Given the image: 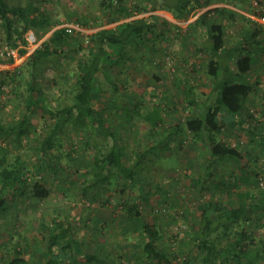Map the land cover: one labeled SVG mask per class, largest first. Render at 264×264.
<instances>
[{"label":"rangeland","instance_id":"rangeland-1","mask_svg":"<svg viewBox=\"0 0 264 264\" xmlns=\"http://www.w3.org/2000/svg\"><path fill=\"white\" fill-rule=\"evenodd\" d=\"M19 1L9 0L12 4H18ZM26 1L21 0L23 4ZM38 1L49 7L58 23L36 44L30 46V52L64 23L86 19L88 23L84 26L90 31L88 36L74 35L83 45L79 54L74 53L73 44L66 47L60 62L57 60L59 57L47 62L42 76L34 82L40 87L37 100L54 111L72 102L76 65L80 57L87 56L86 47L92 33L103 28H116L126 20L138 18H146L154 24L152 32L146 34L144 43L134 52L135 58L123 68L115 66L112 70L122 88L117 98L118 107L124 105L125 109L133 110L137 103L141 105V115H133L134 124L131 119L125 121V126L121 125L127 127L123 130V138L128 155L134 154L136 150H147L151 140L167 136L171 128L181 126L182 121L195 114V106L189 103L190 100L195 101L200 108L213 100L211 93L214 81L206 73V65L210 60L209 52L204 48L207 31L194 25L201 13L220 6L236 10L239 16L251 19L250 13L255 7V1H261L258 4L264 10V0H246L243 3L221 0L207 8H195L184 19H177L169 7L152 10L149 0H130L131 4L145 10L130 18L108 23L100 7L101 0ZM161 1L171 4L169 0ZM239 16L231 22L229 15H217V21L227 25L228 38L223 51L232 48L245 29L250 28L251 24ZM2 38L0 30V55H4L7 49ZM262 48L263 53H256V56L260 54L256 67H261V76L264 75V46ZM113 58L116 61L117 58ZM231 63L234 67V61ZM59 64L63 66L62 71L57 69ZM18 69H22V79H29L27 55L17 53L13 62L0 63V72H15ZM251 78L255 80L252 74ZM30 86L25 80L18 84H6L0 95L2 122L13 124L20 121ZM155 108L162 110L164 121L156 128V135L152 136L151 125L144 116ZM106 113V119L111 124L121 122L123 109L117 110L109 104ZM31 120L30 134L21 141L15 136L0 135V158L6 155L10 163L22 162L25 166L22 173L28 182L47 178L51 194L45 200L33 198L27 189L11 195L8 214L0 217V264L12 259L15 249L24 252L23 257L29 264H46L49 236L55 231L56 220L64 221L69 226L68 237L81 242L79 253L69 255L67 262L75 258L77 264H88L87 258L95 255L105 264H146L144 235L128 232L119 223L126 219V213L119 206L120 199L115 196L118 193L105 201L107 197L91 200L89 194L84 195L82 191L83 174L89 168L88 161L100 149L109 147L112 141L105 139L94 128L83 131L74 127L72 122L65 123L54 137L53 145L48 148L51 157L46 159V163L59 166L58 174L55 175L56 172L47 165L44 171L38 169L39 165L44 164L41 161L40 145L54 127V118L40 109ZM256 122L259 121L246 122L238 130L235 129L234 133H230L232 130H224L221 133L223 141L244 151V147L254 143L249 137L250 127L253 128ZM177 135L170 153L161 151L157 156L150 155L142 163L139 172L140 180L145 183L144 192L150 193L149 206L143 207L144 215L146 221L160 231L157 249L164 256L162 259L153 258V264H201L198 250L192 245L194 241H191V237L195 228L191 225L197 223L204 212L213 213V209L209 208L213 202H229L242 211L248 208L250 211L245 229L257 244L264 243V211L259 208L264 207V192L258 189L254 181L236 180L241 179V174L249 173L256 152L250 154L253 155L250 160L221 161L208 170L207 149L204 146L193 147L192 137L186 130L178 131ZM262 155L254 163L256 166H264V153ZM71 162L75 163V168ZM210 173L214 176L208 178ZM220 181L237 185L219 191L214 186ZM130 193L128 187L127 197ZM236 239L229 241L233 243ZM251 248L255 249L252 245Z\"/></svg>","mask_w":264,"mask_h":264},{"label":"trees","instance_id":"trees-1","mask_svg":"<svg viewBox=\"0 0 264 264\" xmlns=\"http://www.w3.org/2000/svg\"><path fill=\"white\" fill-rule=\"evenodd\" d=\"M169 1L171 4L161 0H149V3L152 5V10L169 7L172 11H168L177 19H184L193 9L207 8L221 0ZM237 1L243 3L246 0ZM19 2L12 4L9 0H0V30L2 41L7 46L4 55H0V63L14 61V56L7 54L9 50H17L21 56L27 55L29 79H22V69L15 72H0V95L7 83L18 84L25 80L31 86L27 90L20 121L6 124L0 120V135L15 136L21 141L30 134V122L35 113L41 109L43 113L51 114L54 118V127L45 135L40 145L41 161L44 164L39 165L38 169L44 171L47 165L56 172L55 175L58 174L59 166L56 163L54 165L46 163V159L51 157L48 148L53 145L54 137L65 123L72 122L74 127L83 131L94 128L105 139H110L111 145L100 149L91 161H88L89 168L83 174L82 191L84 195L89 194L91 200L107 197L105 201L118 193L115 196L120 199L119 206L126 213V219L119 223L128 232L134 231L139 236L144 235L146 244L143 249L146 254V264H153V258L162 259L164 256L157 249L160 231L148 223L144 215L143 207L149 206L150 193L144 192L145 183L140 180L142 163L150 155L157 156L161 151L170 153L178 137V131L185 130L192 137L193 147L204 146L207 149L208 170L221 161H241L240 149L223 141L221 133L226 129L235 131L244 123L254 121V117L248 111L247 101L257 94L264 96L261 82L251 78L256 53L263 49L261 45L264 43V25L252 18L239 16L236 10L220 6L201 13L194 25L207 31L208 37L204 48L209 52L210 60L206 65V73L214 81L211 93L213 100L206 103L204 108H200L195 101L190 100L189 103L195 106V114L182 121L181 126L176 125L175 128H171L167 136L151 140L147 150H136L134 154L128 155L123 138V130L127 127L123 128L121 125L125 126V121L131 119L133 123V115H141V105L137 103L133 110L125 109L124 105L118 107L117 98L122 88L112 70L115 66L123 68L128 61L135 58L134 52L144 43L146 34L152 32L154 24L146 18H138L126 20L116 28H103L92 33L90 41L88 39L90 43L86 47L88 54L80 57L76 65L72 102L54 111L44 106V102L37 100L40 87L34 82L42 76L47 62L52 61L54 57H59L57 60L60 62L66 47L73 44L74 53L79 54L83 45L74 35L68 34L64 28L59 27L30 52L28 34L33 33L38 42L58 22L42 1L27 0L25 4L21 0ZM100 7L107 16L108 23L130 18L135 13L145 10L131 4L130 0H101ZM223 14L229 15L231 22L236 21V17L239 16L251 24L250 28L242 33L240 40L226 53H223V49L228 38L227 25L220 20L217 21V15ZM81 23L86 25L88 21L85 19ZM114 56L117 58L116 61ZM223 57L225 61L222 60ZM57 69L62 71L63 66L59 64ZM107 96H109L108 102ZM109 104L117 110L123 109L122 120L115 125L106 119ZM144 119L151 125V135H156V128L164 121L162 110L155 108L145 114ZM253 126L250 127L251 137L257 134L256 130H259L257 124ZM259 136L264 146V135ZM8 160L6 155L0 158V217L8 214L12 203L11 195L14 193H21L23 189H27L33 198L40 200L47 199L51 194L47 178L28 182L22 173L25 170L23 163H10ZM70 164L75 168V163ZM213 176V173H210L208 178ZM236 180L242 181L240 178ZM217 184L214 187L219 191L225 190L224 187L230 189L237 185L232 182L229 184L227 181H220ZM128 187L131 193L127 197ZM209 208L213 209L212 214L204 212L201 219L191 225L193 229L195 228L191 237V241H194L192 245L198 250L197 255L201 264H264V243L257 244L245 229L246 217L250 210L247 208L242 211L229 202H213L210 203ZM259 208L264 211V207ZM69 230V226L64 221H55V231L49 236L46 264H77L75 258L67 262L69 255L75 256L81 250L79 248L81 242L68 237ZM235 237L237 238L235 242L229 241ZM251 245L255 249H252ZM23 253L22 250L15 249L12 259L3 264H29ZM87 262L105 264L95 255L89 256Z\"/></svg>","mask_w":264,"mask_h":264},{"label":"crops","instance_id":"crops-1","mask_svg":"<svg viewBox=\"0 0 264 264\" xmlns=\"http://www.w3.org/2000/svg\"><path fill=\"white\" fill-rule=\"evenodd\" d=\"M223 53H226V51H224ZM258 53H263V49H262V52L259 51ZM259 55L260 54L256 56V59H255L256 62L253 65L251 74L253 78H255V80L257 79L261 82V86L264 89V75L261 76L262 69L261 67H256L259 64L257 63ZM222 60L225 61V57H223ZM247 108H248L249 113L254 117V120L259 121V122H256L259 130H256L257 134L253 135L254 138L251 136L249 137L251 142H254L253 145L249 147H244L245 148L244 151L240 150L241 151V161L242 160L245 161L246 159L250 160L251 157H253V155H250V154H253L254 152H256V154H254V159L252 162L253 166L250 168L249 173L245 172L241 174L240 177L242 181H245V182L254 181L253 183L257 184V177L259 176V174L264 173V166H261V165L256 166L254 164L256 160H260V157L263 156L262 153H264V146L261 144V140L259 136V135H264V96L263 94H257L249 98V100L247 101ZM230 133H234V131H231ZM246 138H248V136Z\"/></svg>","mask_w":264,"mask_h":264},{"label":"built area","instance_id":"built-area-1","mask_svg":"<svg viewBox=\"0 0 264 264\" xmlns=\"http://www.w3.org/2000/svg\"><path fill=\"white\" fill-rule=\"evenodd\" d=\"M254 9L250 13V17L256 20L258 23L264 25V10L261 5L258 4V1H255ZM62 27L66 30V32L70 35H83L88 36L90 35V31L79 21H72L70 23H64L59 25L57 28ZM28 40L30 41L31 45L36 44V37L33 33L28 34ZM17 50H9L8 55L14 56L17 58ZM20 55V54H19ZM257 187L264 191V173L257 177Z\"/></svg>","mask_w":264,"mask_h":264}]
</instances>
